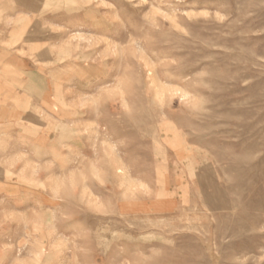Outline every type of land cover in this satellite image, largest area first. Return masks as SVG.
<instances>
[{
	"label": "rangeland",
	"instance_id": "obj_1",
	"mask_svg": "<svg viewBox=\"0 0 264 264\" xmlns=\"http://www.w3.org/2000/svg\"><path fill=\"white\" fill-rule=\"evenodd\" d=\"M0 38V264H264V0H0Z\"/></svg>",
	"mask_w": 264,
	"mask_h": 264
},
{
	"label": "crops",
	"instance_id": "obj_2",
	"mask_svg": "<svg viewBox=\"0 0 264 264\" xmlns=\"http://www.w3.org/2000/svg\"><path fill=\"white\" fill-rule=\"evenodd\" d=\"M9 43V41L0 38V89H10L14 91L15 89H19V85L16 86L15 84H20L21 86L23 80L20 74L24 73V69L16 67L15 61L17 57H15V44H13L14 46H9ZM12 99H14V97H12ZM1 152L0 149V154ZM4 163L0 155V197L5 195L3 193H5L4 191L7 187V180L2 172V170L6 168Z\"/></svg>",
	"mask_w": 264,
	"mask_h": 264
},
{
	"label": "bare ground",
	"instance_id": "obj_3",
	"mask_svg": "<svg viewBox=\"0 0 264 264\" xmlns=\"http://www.w3.org/2000/svg\"><path fill=\"white\" fill-rule=\"evenodd\" d=\"M155 83V82H154ZM163 86V85H162ZM171 95V94H170ZM148 114V113H147ZM221 235V234H220ZM20 264V263H19Z\"/></svg>",
	"mask_w": 264,
	"mask_h": 264
}]
</instances>
